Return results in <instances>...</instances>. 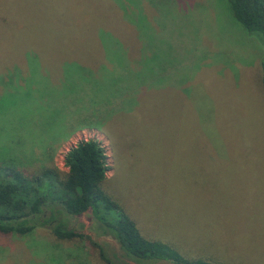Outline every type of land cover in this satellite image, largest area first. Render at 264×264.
<instances>
[{
  "label": "rangeland",
  "instance_id": "1",
  "mask_svg": "<svg viewBox=\"0 0 264 264\" xmlns=\"http://www.w3.org/2000/svg\"><path fill=\"white\" fill-rule=\"evenodd\" d=\"M100 1L0 0V21L5 23L0 28V74L7 64L17 67L18 56L29 49L80 58L89 47H98L85 64L92 74L74 69L76 63L66 65V79L50 73L59 94L52 95L54 109L36 117L25 102L38 105L24 99L45 68L36 62L26 65L21 56L24 74L19 71V87L14 78L11 87L23 89L0 99V154L18 155L22 149L16 142L36 139L30 127L22 129L24 117L26 124L32 120V129L45 128L43 140L37 139H49L51 145L77 126L76 119L90 121L91 126L75 130L40 160L67 171L66 152L95 140L108 167L103 189L144 239L168 246L185 260L264 264L261 36L233 17L227 0H113L112 6ZM127 11L131 25L122 22ZM97 24L122 31L114 38L129 58L120 60L111 39L104 45L99 36L100 43L92 44ZM83 79L92 80L91 97ZM4 87L0 80V96ZM142 87L147 89L140 98ZM66 93L71 95L64 101L71 107L67 117L58 99ZM122 100L134 105L133 115L117 106ZM97 116L108 122L106 129ZM54 226H37L22 236L0 234V264H106L90 241L57 239L51 233ZM67 228L89 237L111 261L134 264L101 233L89 212L69 217Z\"/></svg>",
  "mask_w": 264,
  "mask_h": 264
},
{
  "label": "trees",
  "instance_id": "2",
  "mask_svg": "<svg viewBox=\"0 0 264 264\" xmlns=\"http://www.w3.org/2000/svg\"><path fill=\"white\" fill-rule=\"evenodd\" d=\"M98 1L101 3L100 0ZM129 1L131 2V0H127V3ZM227 1L230 5L233 17L249 33L261 36L264 44V0ZM104 2L110 6L113 4V0H104ZM114 2L116 3L119 1L114 0ZM127 12L128 13L124 16L126 21L118 16V20L122 19L123 25H126L124 22L126 23L127 21V24L131 25L130 14L129 11ZM4 25V20L3 22L0 21V28ZM136 27L139 28L138 25H136ZM106 28L109 29L106 30ZM127 29H129L128 26ZM115 32L123 34L117 27H102L98 24L97 26H93L92 34L96 35V38H94V41L92 40V44L95 45L96 43H100L99 36L104 45L105 43H109L111 39L112 44L116 45L118 48L117 54L120 56V60L124 62L126 55H128V58L130 56L128 51L125 53L120 49L118 39L114 38L117 35ZM124 46H126L125 42ZM96 48H98L97 44L93 49L89 47V52L82 54L80 58L73 57L70 53H42L32 49H29L28 52H22V54L18 56L20 59L21 56L24 55V59L27 63L26 65L30 67L33 62H36L37 65L45 68V71L41 73L42 76H40L41 81L37 79L34 81L36 87L34 88L32 85L27 87L29 93L24 99H30L28 101L29 103L33 101L38 105V107L35 105L30 107L27 101L25 102L27 107L34 112L35 115L33 117L37 115L42 116L43 113L54 109L52 95L55 91L57 92L56 94H59V91L56 86L53 85L55 78H52L50 73L54 74L59 72L66 79L68 72L66 65L69 63H76L74 69H78L80 72L83 71V75L87 73L92 74V72L89 71L91 68L87 65L85 66V64L89 59L95 57V55L90 52L92 50L95 51ZM106 54L109 57L108 52H106ZM19 59L15 62L18 63L17 67L11 64H7L6 67L3 66L4 68L3 72L0 74V80L3 81L6 88L4 87L5 89L0 99L12 95L16 93V91L20 92L23 89L11 87L14 81L19 87V79L21 78V73H23L19 69ZM56 65L59 66L57 69ZM260 65L261 83L264 91V57ZM12 68L14 69L11 70ZM78 70H75L73 74ZM107 70L108 69H105L102 74L104 75ZM5 73L7 74L4 75ZM28 77L29 76L25 77V81ZM13 78L14 81L11 82ZM123 78L125 77L122 76L121 80H123ZM83 80L87 85L86 96L91 97L92 80ZM144 81L145 80L142 82ZM69 83L71 84L70 81ZM85 84L82 85L84 86ZM146 89V87H142V95L140 98L146 94ZM38 91L40 94L39 96L37 95ZM114 93L112 94L113 96ZM61 94L63 93H60V95ZM31 95H35L36 97L30 98ZM68 95L70 94L66 93V96H58V99L64 104V101L69 97ZM22 100L23 99H19L16 105L20 106ZM107 101H109V99ZM124 101L126 100H122L120 105L117 104V106L120 109L130 110L129 116L133 115L134 112L131 107L134 105L127 106ZM40 104L41 107H39ZM2 108L4 107L2 106ZM70 109L71 107L65 104L63 109L59 108L61 112H65L66 117L68 114H71ZM7 112L6 110L5 113ZM75 112H77V109ZM15 113L16 111L13 112V114ZM6 115L8 116V114ZM1 116L2 114H0V117ZM27 118L28 117H24L22 119V129L26 127V131H29L28 127H30V130L38 134L36 139L39 137V139L43 140L42 138L44 136L41 135V133L45 128L37 127V129H32V120L26 124ZM97 118L100 119V124L103 123L104 129H106L108 122L104 117L97 116ZM76 121H78L76 124L77 126L75 125L76 127L69 129L68 133L58 140L56 144L54 143L51 145L50 142L47 144L49 139L47 141H39V139H37V142H35L36 139H33V142H16L18 148L22 149L21 152H18V155L8 153L7 148L3 149L6 150L7 153L0 154V234H17L22 236L32 232L37 226L46 227L54 222L55 226L51 230V233L57 239H87L99 249L100 256L106 264H126L123 261H118V259H116L115 262L111 261L104 255L101 247L92 242L89 237L67 228V220L69 217H80L89 212L99 225L102 231L101 233L111 238L118 245L123 256L134 264H153L164 260L171 261L174 264H210L205 260H185L173 250H170L168 246L158 242H150L138 233L133 222L128 219L120 206L108 197L106 191L103 189L102 185L106 180L108 167L106 165L104 150L99 142L95 140L81 141L69 149L64 155L63 161L67 171H61L53 164L49 165L45 160H40V157L44 156L47 151L53 154L57 147V143L68 138L75 130L92 125L90 121L86 123L84 122L85 120L81 122L76 119ZM118 121L116 123H118ZM6 146L8 147V145ZM12 147L11 150L14 151L15 144ZM50 159L52 160L51 156ZM34 164H38V167L34 168Z\"/></svg>",
  "mask_w": 264,
  "mask_h": 264
}]
</instances>
